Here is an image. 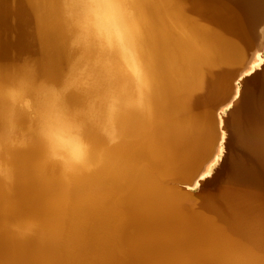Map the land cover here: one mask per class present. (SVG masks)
I'll return each mask as SVG.
<instances>
[{
    "label": "bare ground",
    "instance_id": "6f19581e",
    "mask_svg": "<svg viewBox=\"0 0 264 264\" xmlns=\"http://www.w3.org/2000/svg\"><path fill=\"white\" fill-rule=\"evenodd\" d=\"M141 4L151 117L74 174L0 138V264H264V0ZM67 62L61 0H0V80Z\"/></svg>",
    "mask_w": 264,
    "mask_h": 264
},
{
    "label": "clouds",
    "instance_id": "9594fccd",
    "mask_svg": "<svg viewBox=\"0 0 264 264\" xmlns=\"http://www.w3.org/2000/svg\"><path fill=\"white\" fill-rule=\"evenodd\" d=\"M61 5L68 37L62 81L40 78L34 64L0 80V138L18 137L21 147L36 140L47 163L74 174L93 167L98 150L93 135L114 145L127 114L151 117L154 77L141 0H61Z\"/></svg>",
    "mask_w": 264,
    "mask_h": 264
},
{
    "label": "rangeland",
    "instance_id": "374dc122",
    "mask_svg": "<svg viewBox=\"0 0 264 264\" xmlns=\"http://www.w3.org/2000/svg\"><path fill=\"white\" fill-rule=\"evenodd\" d=\"M228 109L229 108H226V111L227 112H228ZM226 111H225L224 115H226V113H227ZM208 183H209V185H208ZM212 185H213L212 184V181H211V179H209V182L206 181V184H204L202 186V188H201L200 191H196V192L193 193V198L198 197V196H201L203 194H206L207 192L216 190L217 187L216 186L214 187Z\"/></svg>",
    "mask_w": 264,
    "mask_h": 264
},
{
    "label": "water",
    "instance_id": "95a60500",
    "mask_svg": "<svg viewBox=\"0 0 264 264\" xmlns=\"http://www.w3.org/2000/svg\"><path fill=\"white\" fill-rule=\"evenodd\" d=\"M247 76H249V75L247 74L246 77H247ZM206 178H207V180H208L209 177L206 176ZM202 180H204V179H202ZM205 181H206V180H204V182H205ZM192 190L196 191V188H192Z\"/></svg>",
    "mask_w": 264,
    "mask_h": 264
}]
</instances>
